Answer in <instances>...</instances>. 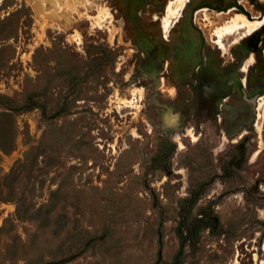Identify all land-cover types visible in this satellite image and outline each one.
<instances>
[{
  "label": "rangeland",
  "instance_id": "374dc122",
  "mask_svg": "<svg viewBox=\"0 0 264 264\" xmlns=\"http://www.w3.org/2000/svg\"><path fill=\"white\" fill-rule=\"evenodd\" d=\"M168 1L0 0V264H264V98L244 160L194 94L264 0H190L165 39Z\"/></svg>",
  "mask_w": 264,
  "mask_h": 264
},
{
  "label": "flooded vegetation",
  "instance_id": "af4514ba",
  "mask_svg": "<svg viewBox=\"0 0 264 264\" xmlns=\"http://www.w3.org/2000/svg\"><path fill=\"white\" fill-rule=\"evenodd\" d=\"M171 1L172 0H169L167 2L165 6L166 11L159 18L160 30L162 33V37H164L165 39H167L168 32L170 31V29L179 20V17L181 16V10L185 6L184 5L180 9L178 16L170 17V23L166 27L165 21L166 17L169 15L168 4ZM189 1L190 0H187V2ZM174 2L175 0H173L172 6ZM215 8H218V13L227 14L235 7L232 5H224L223 7H219L218 5H216ZM237 9L242 8L238 6ZM202 10H205V6H200L198 8L193 9L191 14V20L194 19V16ZM137 15L142 18L144 16V12H140ZM205 18L206 17H203L202 19ZM235 18H238L240 20L245 19L251 23L254 21L253 23L257 22L258 25L252 27L251 29H249L246 25H243V27H239L241 29L237 28L232 33L220 36L218 34V30L224 28L228 22H231ZM249 18H247L245 14L235 13L233 16L230 17L229 20H227V22L215 27L212 30L211 34L214 38L211 41H213V43L215 44L214 46L216 47L218 53L220 52L221 48H225V44L223 42V37L225 35H231L234 33L241 32L242 34L239 38L242 39V42L234 46V48L230 52V57L228 60H222L220 64V67H222L221 71L209 70V75L204 78L201 76V72L204 68L201 69L202 65L196 66V71H198V67L200 68V74L198 72V76L196 75L195 77L197 79L195 81L196 88L194 93L196 99H203V97H206V94H208L207 97L209 100L215 97V99L218 101L217 105H219L218 111L221 112V110H226V130L229 136L238 137V139L231 138L230 141L232 143H236L234 145V148L236 149L238 154L244 155V160H247V157L253 155V144H251L252 135L249 134L252 132V128L257 120L256 116H258V111L262 106V104H260V100H263L264 98V69H258L262 65V68H264V28H261V26L264 25V14H259L257 16L250 15ZM262 19L263 21H261ZM201 29L202 28H200V32L203 34L204 31L203 29ZM218 56H223V54L219 53ZM208 57L211 58L212 56L208 55L207 58ZM184 69V65L179 66L178 73H180L181 78H184L186 76ZM251 73L255 74H253L252 76ZM207 84H212V87L211 89H209L210 92L205 93L203 92V87ZM219 87H221L219 96L214 95V90H218ZM169 90V88L161 89V91L166 92H168ZM232 166L235 167L234 164ZM260 176V180L264 181V171L260 172Z\"/></svg>",
  "mask_w": 264,
  "mask_h": 264
},
{
  "label": "bare ground",
  "instance_id": "6f19581e",
  "mask_svg": "<svg viewBox=\"0 0 264 264\" xmlns=\"http://www.w3.org/2000/svg\"><path fill=\"white\" fill-rule=\"evenodd\" d=\"M172 2L173 0L168 4V16L166 17V21H165V26L167 27L170 23V17L171 16H178L179 14V11L180 9L185 5V3L187 2V0H175V2L177 3L176 5V8H173L172 7ZM106 12H107V9H105ZM241 18V17H240ZM248 18V17H247ZM177 21V20H176ZM242 22H233V23H230L229 25H226L224 28H221L220 30H218V34L221 36V35H224V34H228V33H232L234 32L237 28L239 27H243V25H246L249 29H251L252 27L254 26H257L258 23L255 22V23H251L245 19H242L241 20ZM263 21V19L261 20ZM260 21V22H261ZM245 27V26H244ZM241 29V28H239ZM247 32V30H246ZM217 33V32H216ZM220 41V40H219ZM221 42V41H220ZM220 45V44H219ZM222 46V45H221ZM224 47V46H223Z\"/></svg>",
  "mask_w": 264,
  "mask_h": 264
}]
</instances>
